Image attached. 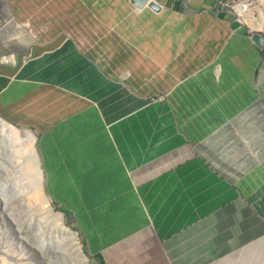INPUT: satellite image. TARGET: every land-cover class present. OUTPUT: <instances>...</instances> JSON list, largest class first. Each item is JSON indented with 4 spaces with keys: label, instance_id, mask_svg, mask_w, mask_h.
<instances>
[{
    "label": "crops",
    "instance_id": "obj_1",
    "mask_svg": "<svg viewBox=\"0 0 264 264\" xmlns=\"http://www.w3.org/2000/svg\"><path fill=\"white\" fill-rule=\"evenodd\" d=\"M154 1L0 0V116L95 264H264V32Z\"/></svg>",
    "mask_w": 264,
    "mask_h": 264
},
{
    "label": "bare ground",
    "instance_id": "obj_2",
    "mask_svg": "<svg viewBox=\"0 0 264 264\" xmlns=\"http://www.w3.org/2000/svg\"><path fill=\"white\" fill-rule=\"evenodd\" d=\"M259 13L262 14L263 11L260 10L256 15L245 17L246 22H252V26L264 27V17L260 18ZM35 139L33 132L26 127H17L0 117V175L8 177L15 172L25 175L22 180L14 184L15 190L20 194L19 198L25 197L28 201L32 196V198L35 197L33 198L35 201L36 197L37 200L41 197V200H38L40 204L37 201L35 205H41L42 212H47L53 217L50 222L32 217L31 228L36 241L28 240V244L49 264H86V257L76 242L75 233L64 225L61 212H55L52 209L49 198L42 191L43 175L34 146ZM4 208L1 209V213L15 224L16 231L21 234L23 229L13 221L8 209ZM50 223L53 226L51 230Z\"/></svg>",
    "mask_w": 264,
    "mask_h": 264
},
{
    "label": "rangeland",
    "instance_id": "obj_3",
    "mask_svg": "<svg viewBox=\"0 0 264 264\" xmlns=\"http://www.w3.org/2000/svg\"><path fill=\"white\" fill-rule=\"evenodd\" d=\"M262 11L264 14V10ZM262 16L264 17V15L259 13V17L261 18ZM243 27L245 28L248 34L254 31L264 32L263 26H254V25L252 26V22H248V24L247 25L245 24ZM16 126L20 127L18 125ZM33 134L35 135L36 138L34 146L38 154V149L36 145L37 137L34 132ZM40 168H41V163H40ZM11 174H9L8 177L6 175H0V180H2L0 182V264H49V262L46 259H44L37 250L31 248L28 243L29 241L31 242L36 241V236L32 233V228H31L33 226L32 217H38L40 219L49 222L51 221V219H53V217L49 213L47 214V212H42L41 205L40 206L35 205V203H37L38 200H41V197L38 198V200L36 197L35 201L33 199L35 197L32 198V196L31 198L33 200H31L30 198V200L28 201L26 200L27 198L25 197L19 198L20 194L17 193V191L15 190L14 184L15 182L22 180L23 177H25V175L19 174L17 172ZM46 188L48 187L46 186V181L44 178L42 182V191L44 195H46L49 198L52 209L55 212H59V213L61 212L64 225L75 233L76 242L79 244L81 252L86 257V264H95L93 262V257L87 255L83 248L81 237L79 236L78 231L75 227V222L73 220V216L71 212L66 208H64V203L62 202L60 197L59 198L57 196L55 197L53 194L49 193L46 190ZM38 203L40 204V201H38ZM3 207H5L4 209H8L7 211H9L13 221L15 223L17 222L16 224H18L23 229L21 234L16 231L15 224H13L7 217H5L1 213V209ZM52 227L53 226L51 224L49 226V229L51 230Z\"/></svg>",
    "mask_w": 264,
    "mask_h": 264
},
{
    "label": "built area",
    "instance_id": "obj_4",
    "mask_svg": "<svg viewBox=\"0 0 264 264\" xmlns=\"http://www.w3.org/2000/svg\"><path fill=\"white\" fill-rule=\"evenodd\" d=\"M221 4L230 11L236 22L242 26L248 24L245 17L256 15L260 10H264V0H229L221 2ZM10 59V55L0 56V60L5 62Z\"/></svg>",
    "mask_w": 264,
    "mask_h": 264
},
{
    "label": "water",
    "instance_id": "obj_5",
    "mask_svg": "<svg viewBox=\"0 0 264 264\" xmlns=\"http://www.w3.org/2000/svg\"><path fill=\"white\" fill-rule=\"evenodd\" d=\"M131 3L137 7V8H141L143 6H147L151 9L157 10L158 6L156 4V2L154 0H130ZM250 38L259 46H262L263 43V36L261 34V32L258 31H254L252 33H250Z\"/></svg>",
    "mask_w": 264,
    "mask_h": 264
},
{
    "label": "clouds",
    "instance_id": "obj_6",
    "mask_svg": "<svg viewBox=\"0 0 264 264\" xmlns=\"http://www.w3.org/2000/svg\"><path fill=\"white\" fill-rule=\"evenodd\" d=\"M250 35V34H249Z\"/></svg>",
    "mask_w": 264,
    "mask_h": 264
}]
</instances>
